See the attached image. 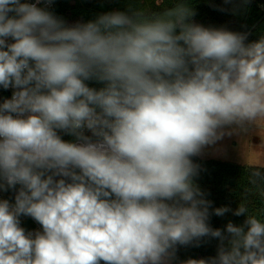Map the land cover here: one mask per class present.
<instances>
[{
	"label": "clouds",
	"instance_id": "9594fccd",
	"mask_svg": "<svg viewBox=\"0 0 264 264\" xmlns=\"http://www.w3.org/2000/svg\"><path fill=\"white\" fill-rule=\"evenodd\" d=\"M54 2L0 0V264H172L204 238L216 255L182 264H264V216L212 208L194 160L264 130V35L195 23L187 0L71 25ZM230 211L243 224L210 225Z\"/></svg>",
	"mask_w": 264,
	"mask_h": 264
},
{
	"label": "trees",
	"instance_id": "16d2710c",
	"mask_svg": "<svg viewBox=\"0 0 264 264\" xmlns=\"http://www.w3.org/2000/svg\"><path fill=\"white\" fill-rule=\"evenodd\" d=\"M177 2L178 0H55L49 10L71 25L94 20L103 13L128 11L130 8L158 13L171 8ZM187 2L195 12L192 18L195 23L205 27L248 33V42L264 35V0H247V2L229 0L227 3L225 0H187ZM89 85L97 88L101 86L94 82H89ZM61 136L66 141H74V137L63 133ZM194 160L200 165V172L195 182L205 193L206 198L212 202V208L228 206L235 210L242 203L249 209V214L264 216V182L251 183V172L264 167L200 157H195ZM245 219L246 216L237 217L230 211L223 217L211 215L209 223L213 228L223 229L229 221L240 225ZM217 245L216 239L204 238L199 247L178 246L173 264H182L188 259L213 257L217 253Z\"/></svg>",
	"mask_w": 264,
	"mask_h": 264
},
{
	"label": "rangeland",
	"instance_id": "374dc122",
	"mask_svg": "<svg viewBox=\"0 0 264 264\" xmlns=\"http://www.w3.org/2000/svg\"><path fill=\"white\" fill-rule=\"evenodd\" d=\"M199 157L264 167V130L258 133L225 136Z\"/></svg>",
	"mask_w": 264,
	"mask_h": 264
},
{
	"label": "built area",
	"instance_id": "2783aa9c",
	"mask_svg": "<svg viewBox=\"0 0 264 264\" xmlns=\"http://www.w3.org/2000/svg\"><path fill=\"white\" fill-rule=\"evenodd\" d=\"M10 96H11V89L3 90L2 88H0V102H2L4 98H10ZM10 191L0 192V199H8L10 201H13L14 193ZM21 226L24 227L26 231H30V232L40 230V225L37 222H35L31 217L22 216Z\"/></svg>",
	"mask_w": 264,
	"mask_h": 264
}]
</instances>
